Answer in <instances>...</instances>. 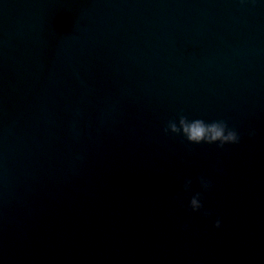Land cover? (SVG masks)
Listing matches in <instances>:
<instances>
[{"label": "water", "instance_id": "water-1", "mask_svg": "<svg viewBox=\"0 0 264 264\" xmlns=\"http://www.w3.org/2000/svg\"><path fill=\"white\" fill-rule=\"evenodd\" d=\"M200 174L220 229L174 199ZM0 264H264V5L0 0Z\"/></svg>", "mask_w": 264, "mask_h": 264}, {"label": "clouds", "instance_id": "clouds-1", "mask_svg": "<svg viewBox=\"0 0 264 264\" xmlns=\"http://www.w3.org/2000/svg\"><path fill=\"white\" fill-rule=\"evenodd\" d=\"M238 3L243 6L245 4H262L264 0H238ZM162 132L164 135H172L179 137L182 141L192 145H215L218 149H224L226 145H236L241 142L242 133L228 120L218 117L208 119L204 116H196L183 108L169 115L163 122ZM248 137H254L256 130L250 128L246 132ZM75 160H82L83 156L79 153L75 154ZM214 171L222 172L220 161L217 160L213 165ZM198 184V190L193 191V178L190 176L184 177L181 184V191L185 194L187 203L181 199V191H178L174 197L180 203V206L185 208L190 213H198L203 218H209L215 215L214 210L205 206L206 194L214 188V182L211 177L200 174L195 177ZM188 224H182L181 230L186 231ZM213 227L220 229L222 227V217L215 215Z\"/></svg>", "mask_w": 264, "mask_h": 264}]
</instances>
